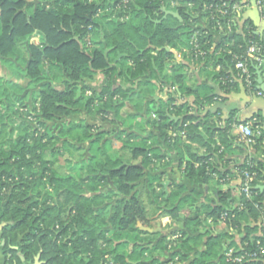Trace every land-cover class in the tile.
Wrapping results in <instances>:
<instances>
[{
	"label": "trees",
	"instance_id": "trees-1",
	"mask_svg": "<svg viewBox=\"0 0 264 264\" xmlns=\"http://www.w3.org/2000/svg\"><path fill=\"white\" fill-rule=\"evenodd\" d=\"M241 1L0 0V61L11 74L0 75V252L5 264H22L19 254L25 261L39 255L41 264L257 262H228L225 254L230 248L255 249L256 241L264 246L262 164L248 158L236 167L256 174L250 199L237 186L213 187L205 197L189 188L210 187L214 173L219 179L227 176L218 162L230 146L232 121L221 127L216 125L219 113H199L212 97L189 88L186 72L211 62L220 66L214 77L222 91L236 84L226 81L237 74L234 58L247 40L259 36L247 21L215 42L217 31H211L214 22L205 7L226 3L230 11ZM200 22L209 28L206 33ZM194 36L203 56H194ZM250 71L256 89L262 68ZM97 72L105 78L100 90L86 83ZM79 113L95 122L73 120ZM259 120L251 127L259 131L255 148L264 146ZM115 143L127 157L113 154ZM67 152L78 157L66 159L61 173L55 163ZM173 160L187 184L170 180L165 189L162 178ZM139 187L174 230L143 229L150 225ZM223 213L228 217L220 225L226 232L214 233L217 225L210 226L208 219L216 224Z\"/></svg>",
	"mask_w": 264,
	"mask_h": 264
},
{
	"label": "crops",
	"instance_id": "crops-1",
	"mask_svg": "<svg viewBox=\"0 0 264 264\" xmlns=\"http://www.w3.org/2000/svg\"><path fill=\"white\" fill-rule=\"evenodd\" d=\"M34 1V0H33ZM32 2V1H30ZM253 0H242L240 8L237 11L236 22L238 28L235 31H239L244 23L247 21H251L255 27V33H261L264 35V26L261 24L264 22V19L260 18V26L256 27L255 22L257 19V10L254 8ZM257 11V12H256ZM170 11H168L169 13ZM171 13H176L172 12ZM201 27L204 23L200 22ZM233 32V33H234ZM213 39L215 42H218L219 39L223 36L220 33H212ZM177 60L180 59L179 53H177ZM7 71L5 65L1 64L0 61V74L3 71ZM220 70V66H214L211 62L208 63L207 66L201 67L197 64L189 66L188 71L186 72V85L189 88H198V93L200 95L207 94L212 97L211 102L208 105H204L200 109V114L204 115L207 111L211 113H219L218 116L220 120L217 121V126H223L222 122L231 119L232 124L229 130L230 137V146L226 149L223 162H218V168L227 173V176L224 179H219L218 175L213 176V180L216 181L209 186L199 183L197 185H192L189 188L195 189L202 197L211 194L212 188L227 190V189H235L238 185V175H237V165L242 163L245 159H253L254 161H258L263 166V177H264V146L258 145L257 148L251 146H245L240 139V131L239 126L242 124H248L252 127L253 123L261 122L259 119L263 120L264 124V97L258 96L247 89L243 83L239 80L235 81L236 84L232 86L228 93H225L219 87V83L217 79L214 77V74ZM2 72V73H1ZM8 74H2L5 78H11V74L7 71ZM6 73V72H5ZM261 82L264 84V61L262 63V72H260ZM20 83L25 84V81H20ZM94 90H100L101 87L105 84V78L102 73L97 72L93 79L86 82ZM115 83H121L118 79H115ZM123 87H128L125 84L121 83ZM258 87H261L260 83H258ZM159 96V94H157ZM161 97V95H160ZM262 97V98H261ZM186 100L191 101L192 97L187 98ZM215 119V117H214ZM73 120L80 121L84 120L86 123H94V118L90 116H86L84 113H79L73 117ZM110 128V127H109ZM108 129V128H107ZM256 130V128H254ZM215 142L219 143L218 137L215 135ZM203 148L199 149V153H203ZM172 158H174L175 153H171ZM169 172V171H168ZM170 179V177H169ZM180 181L187 184V181L180 176V172L177 168V162L173 160L171 164V181ZM219 181V182H218ZM264 182V178L262 180ZM221 185V186H220ZM264 186V185H262ZM211 188V189H210ZM175 229V226L173 227ZM149 229L146 230L148 232H152L151 228H143ZM172 229V230H174ZM171 230V231H172ZM218 232H226L224 225H217L214 229V233ZM176 235L174 236V238ZM237 239V237L235 238ZM3 243V241H2ZM19 256H22L19 254ZM23 257V256H22ZM35 258L33 260L25 261L21 260L22 264H35ZM40 261V259H39ZM42 263V261H40ZM0 264H5L3 261V256L0 252ZM17 264V263H16Z\"/></svg>",
	"mask_w": 264,
	"mask_h": 264
},
{
	"label": "built area",
	"instance_id": "built-area-1",
	"mask_svg": "<svg viewBox=\"0 0 264 264\" xmlns=\"http://www.w3.org/2000/svg\"><path fill=\"white\" fill-rule=\"evenodd\" d=\"M253 3L259 13L260 18L264 19V0H253ZM173 5L175 4L172 2L171 6ZM240 5L241 4L233 5L230 11H228V6L226 3L216 5L214 8L211 4L208 5L207 8L205 7V9L209 10L210 12L209 18L214 22L211 31L216 29L217 33H220L223 36L231 35L235 30L234 19H236L237 17V11L240 8ZM225 16H229V18L222 24L221 21ZM202 28L205 30L204 33L209 30V28L205 25H203ZM258 36L259 39L247 40L243 53L239 56H235L234 70L237 72V74L235 76L232 75L231 78H228L226 81L228 83H232L239 80L247 89L254 91V93L258 96L264 97V94L259 89V87L255 89L256 85L254 83V77L252 76V73L250 71L251 66H255L256 68H258V71H260V68H262V63L264 61V35ZM195 37L196 36H194L190 41V44L193 47L194 56H203L205 52L199 48L198 41ZM85 42L87 46H91V40L89 36L85 38ZM171 90H174V88H170V91ZM160 95L162 98H165L164 92H162ZM239 131L241 134L239 141H241L245 146L253 145L255 143V137L259 134V131H256V133L253 132L250 125L248 124L240 125ZM169 135L174 134L169 132ZM180 135L183 136L184 133L180 132ZM212 175L214 176L215 174ZM255 179L256 174L254 172H249L247 170L238 172V193L242 194L246 199H250L252 195V189L254 188ZM254 206L258 207V203H255ZM227 217V213H223L218 217L216 224L213 223L212 219H208V224L212 227H214V225H220L223 221L226 220ZM261 226L264 230V220L261 221ZM239 251V254H235ZM225 255L228 262L241 263L243 261H257L256 263L252 264H264V246L261 245L260 241H256L255 249L246 250L244 248H241L240 250L236 251L235 249L230 248L227 250Z\"/></svg>",
	"mask_w": 264,
	"mask_h": 264
},
{
	"label": "rangeland",
	"instance_id": "rangeland-1",
	"mask_svg": "<svg viewBox=\"0 0 264 264\" xmlns=\"http://www.w3.org/2000/svg\"><path fill=\"white\" fill-rule=\"evenodd\" d=\"M29 1H33V0H29ZM163 10L165 11V8ZM168 14H169L168 11H166L165 15H168ZM2 74H8V72L4 70ZM2 74H0V75H2ZM2 77H4V75ZM31 91H29V92H31ZM73 154H74L73 158L78 157L77 153L72 152V154H70L69 152H67V153H64L63 156H61V157L59 156L57 158L56 163H55V167L58 169L59 172L64 173V171H66L67 166H68L66 159L71 158ZM113 154L114 155L125 154V157H127L128 153L126 150L121 148L120 143H115V148L113 150ZM158 168L162 169L164 167L159 165ZM165 171H167V174H165L162 178L163 181L165 180L163 182V186L166 182L169 183V181L171 180V167L167 168V170H165ZM169 177H170V179H169ZM167 185L164 186L165 189H166ZM138 189L140 190V198L142 200L143 205L146 208L147 217L149 218V225H150V228L152 229V231H156L159 234L164 233V232H167V233L171 232V230L174 229L173 228L174 226H171V219L168 216L163 215V211L158 210L157 207L155 206V204L150 202L151 201V197H150L151 195L149 193L143 192L141 187H139ZM181 214L185 215L186 212L183 211Z\"/></svg>",
	"mask_w": 264,
	"mask_h": 264
},
{
	"label": "water",
	"instance_id": "water-1",
	"mask_svg": "<svg viewBox=\"0 0 264 264\" xmlns=\"http://www.w3.org/2000/svg\"><path fill=\"white\" fill-rule=\"evenodd\" d=\"M254 6V5H253ZM254 8H255V6H254ZM257 10V9H256ZM257 12V11H256ZM169 14H172L173 16H175V17H177V13H171V12H169ZM257 21L255 22V26L256 27H259L260 26V16H259V13L257 12ZM262 26H264V22L261 24ZM255 34H257V33H255ZM258 35H262L261 33H258ZM166 50H168V51H171V52H173V54H174V56L177 58V53L174 51V50H171V49H168V48H165ZM258 83H260V85H261V87H259V89L262 91V92H264V84L261 82V79H260V77H258ZM78 94H79V91H78ZM262 98V97H261ZM168 184V182H166L165 184H164V186H166ZM261 190H264V186H260L259 187ZM4 224H1L0 225V229L2 228V226H3ZM145 230H149V229H145ZM20 258H21V260H23V257L22 256H20ZM35 264H41V262L39 261V255H37L36 256V258H35Z\"/></svg>",
	"mask_w": 264,
	"mask_h": 264
}]
</instances>
